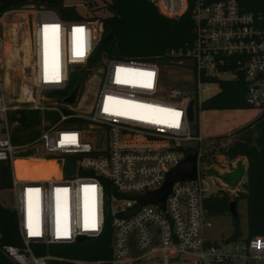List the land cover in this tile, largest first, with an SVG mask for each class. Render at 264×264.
I'll return each instance as SVG.
<instances>
[{
  "label": "built area",
  "instance_id": "1",
  "mask_svg": "<svg viewBox=\"0 0 264 264\" xmlns=\"http://www.w3.org/2000/svg\"><path fill=\"white\" fill-rule=\"evenodd\" d=\"M148 1L165 18L187 13L193 18L194 41L168 56L190 62L189 69L199 77H244L246 102L264 112V14L243 12L238 0ZM13 13L32 21L33 77L21 100L12 103L0 74V134L7 135L0 141V163L10 166L22 243L0 246L2 254L13 264H264V237L239 244L223 240V248L209 239L214 217L205 201L219 191L235 196L241 188L228 189L207 175L205 138L188 120L190 99L160 97L159 66L110 59L106 67H93L103 39L102 21L64 20L57 10L43 6L4 12L0 43L1 20ZM230 57L243 59L239 70L222 72ZM3 62L0 57V71ZM80 77L87 79L84 84ZM71 85L67 95L59 93ZM78 85L73 104L66 103ZM22 111L41 114L39 124L26 134ZM195 153L198 178L176 182L165 209L139 202L137 197L162 189L169 172ZM31 159L54 163V170L36 179L16 177L15 163ZM71 162L73 175L68 174ZM108 231L110 250L103 247L101 253L110 251V259L62 254L65 247L101 239ZM81 238L86 241L79 243Z\"/></svg>",
  "mask_w": 264,
  "mask_h": 264
},
{
  "label": "trees",
  "instance_id": "2",
  "mask_svg": "<svg viewBox=\"0 0 264 264\" xmlns=\"http://www.w3.org/2000/svg\"><path fill=\"white\" fill-rule=\"evenodd\" d=\"M105 2L109 15L102 20V37L104 39L111 35L113 39L106 47L95 50L91 61L93 67H103L110 59L156 64L161 70L163 91L160 97L172 100L168 92L173 91L174 88L165 76L168 70L178 67L179 62L167 53L184 51L194 41V21L191 14L187 13L179 19L171 20L163 17L148 0H106ZM238 2L243 12L254 15L264 14V0H238ZM26 5L55 9L62 19L68 21L81 18L74 9L65 7L64 0H0V17L6 11ZM241 60L243 59L230 57L221 67L222 72H236L240 68L238 62ZM211 83L219 85V92L210 99L200 102L199 85ZM194 86L195 90L191 100L196 103V117L201 110L229 111L252 108L245 100L248 85L244 77L231 80L208 79L202 75L199 77L195 71ZM71 88L72 85L67 91L59 93L67 95L71 92ZM40 120L39 112L22 111V130L33 128L39 124ZM231 135L235 137V141L226 149L220 145L226 136L214 138L216 146L204 154L205 160L213 162L217 151L229 160L246 158L248 161L246 181L241 185V191L237 195L232 196L225 191H219L205 201V207L213 217L225 216L230 214L231 201L237 203L238 209V201L246 200L248 206V236L246 239L264 237V112H260L246 126L234 130ZM11 185L9 163H0V190L10 189ZM233 224L235 231L229 241L239 240L242 237L239 214L233 218ZM0 236L1 247L7 245L22 247L16 215L1 206ZM110 243L111 231H108L101 239L74 247H65L62 254L75 259L93 261L110 259V251L107 255L101 253L103 247L110 250ZM0 264L13 263L0 251Z\"/></svg>",
  "mask_w": 264,
  "mask_h": 264
},
{
  "label": "rangeland",
  "instance_id": "3",
  "mask_svg": "<svg viewBox=\"0 0 264 264\" xmlns=\"http://www.w3.org/2000/svg\"><path fill=\"white\" fill-rule=\"evenodd\" d=\"M106 0H64L65 7L71 8L82 18H92L102 21L109 15V11L105 8ZM87 4V5H85ZM32 21L30 17L22 13L9 14L1 20V39L0 57L4 58V62L0 71L1 80L6 91L9 102L15 103L22 98V89L26 85L32 83V56L30 47V30ZM191 63L188 61L179 63V66L171 68L167 71L165 78L168 83L172 84L173 91L168 92V95L180 100L190 99L194 93V73L189 69ZM103 67H106L105 65ZM231 76L225 75L223 79H228ZM87 79L80 77V82L85 83ZM219 92V85L211 83L208 85H200L199 101L204 102ZM95 93H93L94 95ZM94 97L92 98L93 101ZM260 113L256 109L246 110H201L198 116H195V123L192 125L193 130L200 132L205 138V153L213 150L215 145L214 138L218 136H226L222 139L220 145L226 149L235 141V137L231 134L234 130L242 128L247 123L254 120ZM8 126H10L11 135L16 127L14 122V112L8 115ZM29 130H25V134ZM14 135V134H13ZM24 136V140L26 139ZM7 139V135L0 134V141ZM218 155V151L216 152ZM208 162L207 160L205 161ZM232 164V163H230ZM211 165V161L208 162ZM207 165V166H208ZM44 167L42 162L28 161L17 162L15 164L16 177L23 178L26 176L37 178L41 173V167ZM207 171L208 176L214 177L216 180L219 177L227 183L226 188L237 190L246 181L247 171L238 167L231 173L221 174ZM218 178V179H219ZM210 182V181H209ZM239 186V187H238ZM238 187V188H237ZM211 190L217 191L216 187L211 186ZM16 195L12 188L0 190V206L4 209L14 212L16 209ZM238 214L241 224L242 237L245 239L248 236V206L246 200L238 201ZM214 228L208 233L209 239L221 243L222 248L226 247L222 244L223 240H229L235 231L233 217L230 214L225 216H217L212 218ZM1 237V236H0ZM234 244H239L240 241L232 240ZM236 242V243H235Z\"/></svg>",
  "mask_w": 264,
  "mask_h": 264
},
{
  "label": "water",
  "instance_id": "4",
  "mask_svg": "<svg viewBox=\"0 0 264 264\" xmlns=\"http://www.w3.org/2000/svg\"><path fill=\"white\" fill-rule=\"evenodd\" d=\"M113 36L108 35L106 38L102 39L97 47V50H101L102 48L106 47L109 43H111ZM181 63V62H180ZM91 67V66H90ZM240 75V73H238ZM79 85L75 87V90L72 92V95L65 100L66 103L73 104L75 101L78 93H79ZM197 107L196 103L191 100L189 102L188 108V120L194 124L195 123V113ZM198 156L197 153L195 154H188L186 159L181 162L178 167L174 168L169 172L167 175V180L163 185L162 189L156 192H150L142 197H137L139 202L142 205L145 204H156L160 208L165 207L166 199L169 194L172 192L171 189L176 182L179 181H196L198 178ZM75 171V163L71 162L69 164L68 174L73 175ZM237 203L235 201H231V209L230 214L233 218H236L238 215ZM165 209V208H164ZM86 241V238H81L79 243H83Z\"/></svg>",
  "mask_w": 264,
  "mask_h": 264
},
{
  "label": "crops",
  "instance_id": "5",
  "mask_svg": "<svg viewBox=\"0 0 264 264\" xmlns=\"http://www.w3.org/2000/svg\"><path fill=\"white\" fill-rule=\"evenodd\" d=\"M207 165H208V162L206 163V169L208 172L210 171L214 174H217L216 172H219L221 174H227V173H231L235 169H238V167H241L242 169L244 168L247 170L248 161L246 158H238L235 160H229L226 156L218 154L216 156V159L213 162L211 161V165H208V166ZM218 178H217V181L219 182V184L226 187L227 183H225L224 180H221L220 178L219 179Z\"/></svg>",
  "mask_w": 264,
  "mask_h": 264
},
{
  "label": "bare ground",
  "instance_id": "6",
  "mask_svg": "<svg viewBox=\"0 0 264 264\" xmlns=\"http://www.w3.org/2000/svg\"><path fill=\"white\" fill-rule=\"evenodd\" d=\"M22 161H25V160H22ZM22 161H17V162H22ZM16 162V163H17ZM28 162H30V163H33V162H42L43 164H44V167L42 166L41 167V173H40V175H45L44 174V172H47V171H49V168H50V171H53L54 169H53V167H54V163H48V162H45V161H41V160H39V161H37V160H30V161H28ZM15 163V164H16ZM39 175V176H40ZM15 176H16V171H15ZM39 176L37 177V178H39ZM36 179V178H35Z\"/></svg>",
  "mask_w": 264,
  "mask_h": 264
}]
</instances>
